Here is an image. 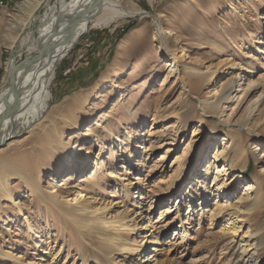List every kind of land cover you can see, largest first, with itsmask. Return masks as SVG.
Segmentation results:
<instances>
[{"label":"rangeland","instance_id":"1","mask_svg":"<svg viewBox=\"0 0 264 264\" xmlns=\"http://www.w3.org/2000/svg\"><path fill=\"white\" fill-rule=\"evenodd\" d=\"M23 1L0 8V90L12 54L16 64L36 55L26 51L23 38L31 32L37 35L38 17L55 0H35L39 3L35 6ZM114 1L138 12L109 25H93L95 16L91 15L87 28L55 66L51 98L43 113L0 146V160L15 157L22 150L35 149L38 139H44L42 128L50 133L54 125L60 136L54 139L50 153L63 154L59 164L44 167L40 191H31L19 177L0 169V179L8 183L12 197L0 192V250L43 264H83L84 260V264H264V198L254 211L239 217L222 215L217 209L234 196L244 202L253 198L256 180L264 182V151L252 147L250 136L234 138V132L243 129L233 122L221 121L217 129L203 135L208 114L202 115L195 106L191 114H180L184 89L175 76V50L165 48L154 31L158 24L162 36L179 45L184 63L191 61L205 69L233 59L243 68L255 67L256 75H264V0ZM253 41H259L257 49ZM112 78L114 84L110 81L103 97L96 99L99 86ZM213 86L203 87L200 94L191 93L209 97ZM74 101L87 105L82 111L75 110L71 121L61 119L58 112ZM177 108L179 116L172 115ZM73 121L79 129H73ZM104 137L99 144L98 139ZM232 138L243 145L247 166L229 178L235 155ZM200 139L202 147L226 153L224 166L229 174L221 172L213 178V167L209 175L202 172L208 162L206 150L193 163L191 169L196 172L185 176L182 187L176 189V185L174 192L161 197L148 192L151 185L173 175L180 163L186 164L183 154L191 152ZM121 149L126 150L124 154ZM228 184L231 187H216ZM56 189L62 196L79 190L93 203L99 198L118 201L131 209L130 217L136 216L137 209L146 212L149 208L154 244L145 253L151 260L142 263L143 259L125 257L120 250L113 253V261L108 260L84 226L77 229L64 215L51 211L41 191L55 193ZM170 205L173 210L168 220L160 219L161 210ZM215 214L223 219L215 223ZM241 238L251 250L243 256ZM45 247L49 248L47 256L42 254ZM57 250V261L55 257L51 263L49 258ZM0 264L13 262L6 259Z\"/></svg>","mask_w":264,"mask_h":264},{"label":"bare ground","instance_id":"2","mask_svg":"<svg viewBox=\"0 0 264 264\" xmlns=\"http://www.w3.org/2000/svg\"><path fill=\"white\" fill-rule=\"evenodd\" d=\"M42 1L45 0H40V2ZM92 1L93 0H55L53 4L47 5L45 12L38 17L40 25L37 29V35H33L31 32L23 38V43H25L27 48L26 51H28V53L33 51L37 52L36 55H38L40 51H43L42 57L36 60L34 57L30 56L26 61L23 63L20 62L19 64L15 63L14 56H11L9 59L6 67L7 73L0 90V142L6 141V138L12 136V133H18L32 121L38 119L47 107L48 101L51 98L49 87L51 79L54 76L55 66L71 47L75 37L84 31L88 25L85 22H80L79 25L76 26L71 25L70 22L72 23L77 19L76 22H74L76 24L82 15L87 12L89 3ZM22 3L25 5L33 4L34 6L35 4H39L36 3L35 0H24ZM92 12V15L95 16L92 23L93 25H109L125 16H133L138 10H125L114 0H102L100 4L93 7ZM72 29H76V31L71 35V32H73ZM154 31L156 35H158V41L165 43L163 44L165 48L170 50V48L172 49V47H174L173 49L175 50L172 54L173 60L175 61V76L184 89V97L181 99L182 106L180 108V114L182 116L191 114L193 106H195L202 115L208 114L203 135L206 132L217 129L221 121L228 123L233 122L240 126L239 128H241V131L243 129L242 132L239 130L235 131L234 138L238 140L240 134L254 138L252 147H259V152L262 153L264 151V75H256L255 67L250 66L243 68L233 59H231L232 61L225 60L224 63L221 64L222 66L206 67L205 69H202L199 65H191V61L184 63L182 62V58L185 54L182 50H178L179 45L176 43L173 45L168 42L162 36L163 32H160L158 24L154 26ZM256 42L259 41H253V49L258 48ZM213 43L214 42H210L209 44L212 45ZM217 49L219 51L220 47L217 46L216 50ZM178 53L181 54L177 56ZM262 53H264V51H262ZM110 81H112L111 84H114L115 79H105V83L99 86L94 93L96 99H101L103 97V90L109 86L108 83ZM210 85L215 86V91L209 97H196L191 93L200 94L203 87H209ZM18 100H20L21 108L17 111L14 118L8 117V111L13 108L14 103ZM84 103V101H74L72 105L66 104L65 107H62L63 110L61 109L58 114L61 119H68V121H71L75 110L80 109L82 111L85 108ZM174 112L175 113L172 115L179 116V108L174 110ZM74 125L73 129H79V123L74 122ZM187 125L188 124L185 123L183 129H186ZM53 126L50 133L47 132V128H42L45 136L43 140L41 138L38 139L39 142L35 144V149L30 148L29 150H22L17 156H13L14 158L7 157L0 160V169L2 173L19 177L31 191L41 190L40 179L44 167L51 168L53 165L59 164V158L63 156V154H61L60 157H56L54 153H50L54 148V139L56 140V138L60 136ZM104 139L105 137L102 139L99 138V144L102 145ZM31 140L32 138L27 139L25 144ZM230 146H232L235 154L230 162L232 174L229 175V178H233L235 173H239L247 166V155L245 149H243V145L239 141H234L232 138ZM46 150H49V152H46ZM206 150H208L209 153L207 156L208 162L204 166L202 172H204L205 175H209L212 173L211 169L213 167V178L222 175L221 172L229 174L224 166V162L227 159L226 153L222 150L219 151L217 148L211 150L202 147L200 139L198 145H196L191 152L183 154L186 164L180 163L179 166L176 167L173 175L164 183L158 181L151 185L148 192H152L154 196L157 194V196L161 197L167 194L168 191H170V193L171 190L174 192V187L176 185H178L176 189H178L179 186L182 187L185 176L188 174L192 175V172H196L191 169L193 163L198 162L196 161L197 158ZM125 151V149H121L123 154ZM85 153L87 154L88 151H85L83 154ZM99 156L100 153L97 155V158ZM130 158H132V155L128 156V159ZM257 160L258 158H255V161ZM5 181L0 179V192L2 196L11 199L10 187ZM116 183L112 188L116 189L118 187V183ZM214 184H217V181ZM225 186L228 188L231 187L230 184L216 187L220 188ZM252 191L253 198L249 202H244L241 197L234 196L232 199H227L224 206L217 207L219 213L222 212V215L228 213L235 217H239L241 213L250 214L253 209L257 208L258 203L261 201L260 199L264 198V182L257 179ZM61 193L62 192H57V189L55 193L41 191L42 196L50 202L48 206L51 211L53 213L56 212L55 214L60 213V215H64V217L68 218L77 229H81V227L84 226L86 233L93 236V238L98 241L99 251L101 254H104L108 260L113 259L112 256L115 250H120L125 257L137 256L138 260L141 261V259H143L141 261L142 263H144L145 260H151V255L147 254V252L145 253V250H149V246L154 244L152 238L155 226L150 220L149 214L151 212L149 213L148 207L146 212L143 211L144 209L135 210L136 216L130 217L129 213L131 209L118 201H103L102 198H99L95 203H93L94 200L88 202L82 197L85 195L79 190L72 191L63 196ZM111 193L112 191H110V194ZM172 210L171 205L163 208L161 210L162 215H160L159 218L167 221ZM215 215V223L223 219L221 218L223 216L219 218V214ZM27 225L31 227L28 221ZM245 241L244 238L239 240V242L242 243V256L251 251L248 245L243 244ZM48 247L42 250V254L47 256L48 251L46 249H49ZM59 251L60 250H57L53 253L51 258L48 257L51 263ZM19 257V255L17 257L11 255L7 250H0V262L2 263L6 259H10L13 264H43L42 262H26L20 260ZM241 260L239 261L241 262ZM56 261L57 257L55 262ZM84 263H86V260H84ZM117 263L118 261H116V264Z\"/></svg>","mask_w":264,"mask_h":264},{"label":"water","instance_id":"3","mask_svg":"<svg viewBox=\"0 0 264 264\" xmlns=\"http://www.w3.org/2000/svg\"><path fill=\"white\" fill-rule=\"evenodd\" d=\"M101 1H102V0H93L92 2H90V3H89V6H88V10H87V12H86L84 15H82V17L80 18V20L75 24L74 22H76V20H77V19H76V20H74L72 23L70 22V24H71V25H76V26H78L80 22H81V23H82V22L87 23V21H89V19H90V16L93 14V13H92L93 7L96 6V5H98V4H100ZM39 25H40V22H39L38 26H39ZM37 29H38V27H37ZM72 31H73V32H71V35H72V33H74V32L76 31V29H75V30L72 29ZM78 36H79V35L76 36V39H77ZM42 55H43V51H42V52L40 51L38 55L33 56V57H34V59L38 60V59H40V58L42 57ZM11 56H13V54H12ZM31 57H32V56H31ZM26 60H27V58H26L24 61H26ZM20 108H21V107H20V100H18V101H16V103H14L13 108L10 109V110L8 111V113H9V116H8V117H12V118H14L15 114L17 113V111H19ZM8 113H7V115H8ZM12 137H13V135L7 137V138H6V141L10 140ZM3 142H5V141H1V142H0V146L3 144Z\"/></svg>","mask_w":264,"mask_h":264},{"label":"built area","instance_id":"4","mask_svg":"<svg viewBox=\"0 0 264 264\" xmlns=\"http://www.w3.org/2000/svg\"><path fill=\"white\" fill-rule=\"evenodd\" d=\"M17 0H0V8H8L16 3Z\"/></svg>","mask_w":264,"mask_h":264},{"label":"trees","instance_id":"5","mask_svg":"<svg viewBox=\"0 0 264 264\" xmlns=\"http://www.w3.org/2000/svg\"><path fill=\"white\" fill-rule=\"evenodd\" d=\"M123 31V30H122ZM118 36H117V39L121 36V33L119 32L118 34H117Z\"/></svg>","mask_w":264,"mask_h":264}]
</instances>
